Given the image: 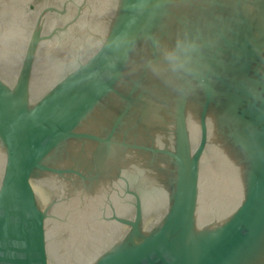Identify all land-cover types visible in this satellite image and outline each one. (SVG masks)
<instances>
[{"label": "water", "instance_id": "1", "mask_svg": "<svg viewBox=\"0 0 264 264\" xmlns=\"http://www.w3.org/2000/svg\"><path fill=\"white\" fill-rule=\"evenodd\" d=\"M0 264H264V0H0Z\"/></svg>", "mask_w": 264, "mask_h": 264}, {"label": "clouds", "instance_id": "2", "mask_svg": "<svg viewBox=\"0 0 264 264\" xmlns=\"http://www.w3.org/2000/svg\"><path fill=\"white\" fill-rule=\"evenodd\" d=\"M149 39L156 47L159 57L157 61L151 58L144 61L153 75L163 77L166 73L178 74L191 70L189 68V53L197 47L194 42L187 39H177L175 44L170 46L160 42L156 37ZM109 48L117 58H128L136 50V39L127 34L118 36L109 43Z\"/></svg>", "mask_w": 264, "mask_h": 264}]
</instances>
